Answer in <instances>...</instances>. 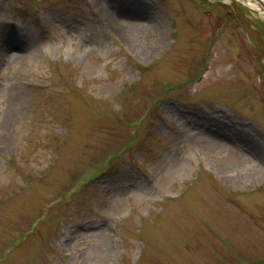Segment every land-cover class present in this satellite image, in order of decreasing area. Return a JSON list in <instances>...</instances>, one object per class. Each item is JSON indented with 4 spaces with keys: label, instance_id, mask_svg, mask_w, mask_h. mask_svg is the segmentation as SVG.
Here are the masks:
<instances>
[{
    "label": "rangeland",
    "instance_id": "rangeland-1",
    "mask_svg": "<svg viewBox=\"0 0 264 264\" xmlns=\"http://www.w3.org/2000/svg\"><path fill=\"white\" fill-rule=\"evenodd\" d=\"M241 2L0 0V264H264Z\"/></svg>",
    "mask_w": 264,
    "mask_h": 264
},
{
    "label": "bare ground",
    "instance_id": "bare-ground-1",
    "mask_svg": "<svg viewBox=\"0 0 264 264\" xmlns=\"http://www.w3.org/2000/svg\"><path fill=\"white\" fill-rule=\"evenodd\" d=\"M244 4L248 5L249 7L253 8V9L255 8V10L262 8L259 5H257L256 3H250L249 4L247 2H244ZM260 11H261V9H260ZM261 14H263V16H264V13L262 11H261ZM103 16L109 23H111L115 27H120V29L128 30L130 32L136 31L138 29V25L135 24L134 22H132V21H137V18H134V16L126 18L123 21V25L122 26L116 20H114L112 17H110V15L107 12L104 13ZM24 63H25L24 64V68H27L28 65L32 63V59H28V60L26 59V60H24ZM207 141L210 142V143L208 142V144H210V145L215 144V142L213 140H211V138L207 139Z\"/></svg>",
    "mask_w": 264,
    "mask_h": 264
},
{
    "label": "water",
    "instance_id": "water-1",
    "mask_svg": "<svg viewBox=\"0 0 264 264\" xmlns=\"http://www.w3.org/2000/svg\"><path fill=\"white\" fill-rule=\"evenodd\" d=\"M253 1H255V2H257L259 5H261L259 0H253ZM261 7H262V8H261L262 11L264 12V7H263L262 5H261Z\"/></svg>",
    "mask_w": 264,
    "mask_h": 264
}]
</instances>
